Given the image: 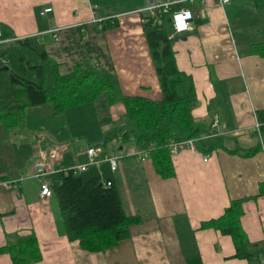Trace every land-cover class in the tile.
Here are the masks:
<instances>
[{"label": "crops", "instance_id": "1", "mask_svg": "<svg viewBox=\"0 0 264 264\" xmlns=\"http://www.w3.org/2000/svg\"><path fill=\"white\" fill-rule=\"evenodd\" d=\"M150 1L0 0V47L28 40L36 51H47L63 73L80 63L103 67L117 74L124 93L158 99L161 88L139 14ZM185 6L193 20L189 31L174 35L177 66L194 81L193 117L208 125L217 119L222 146L209 154L182 147L172 157L175 176L168 179L143 152L119 143L108 149L120 157L112 176L123 208L128 216L141 217V223L132 225L129 238L117 247L89 253L68 239L57 199H41L39 181L31 177L32 162L49 161L51 150L60 149L57 164L62 167L88 158L84 150L81 155L69 152L72 147L61 139L60 116L51 104L27 107L17 126L8 130L0 125V179L17 180L14 189L0 188V249L35 235L43 255L37 264H264V196L243 204L241 223L252 258L234 257L231 236L200 228L223 215L231 201L257 196L264 183V138L255 130L257 114L264 111V57L252 51L264 42V0H229L225 5L195 0ZM117 15L115 28L98 22ZM33 37H40L34 46ZM7 64L0 54V76ZM12 72L10 80L0 79L3 106L17 102ZM29 76L37 80L34 73ZM106 106L116 114L103 118L104 130L125 113L122 103ZM59 143H66L67 150ZM258 145L261 150L253 157L231 152ZM0 264H12L10 255L0 252Z\"/></svg>", "mask_w": 264, "mask_h": 264}, {"label": "trees", "instance_id": "2", "mask_svg": "<svg viewBox=\"0 0 264 264\" xmlns=\"http://www.w3.org/2000/svg\"><path fill=\"white\" fill-rule=\"evenodd\" d=\"M104 23L106 29L115 28L118 19H106ZM143 28L161 88L160 98L124 93L117 74L103 67L80 63L70 72L63 73L60 64L47 51L38 52L28 40H23L22 44L33 55H21L23 73H11L17 102L12 106L0 105V125L11 130L24 118L27 107L44 104H51L53 112L63 116L68 109L94 104L107 92V105L122 103L125 113L112 119L110 126L103 131V141L97 146L105 152L111 151L108 145L112 142L137 151H148L156 172L168 179L175 176L171 142L196 139V146L203 154L220 148L222 141L219 137L206 138L212 132L211 125L193 117L192 110L197 102L195 85L191 76L178 69L173 49L172 17L165 15L159 20L149 19ZM252 51L264 57V42L254 44ZM30 73H34L37 80L32 79ZM257 117L263 124L264 138V111L258 112ZM260 150L261 145H258L249 150L231 152L253 157ZM108 181L112 182L111 186H106ZM52 188L66 236L70 241H79L81 248L89 253H104L117 247L129 238L131 226L141 223V217L126 214L108 163L99 168L91 166L80 174L69 170L54 175ZM260 196H264V183L257 196L231 201L223 215L203 222L200 228L215 229L231 236L236 248L234 257L252 258L241 218L243 204ZM0 252L9 254L12 264H37L43 260L35 235L7 244Z\"/></svg>", "mask_w": 264, "mask_h": 264}, {"label": "built area", "instance_id": "3", "mask_svg": "<svg viewBox=\"0 0 264 264\" xmlns=\"http://www.w3.org/2000/svg\"><path fill=\"white\" fill-rule=\"evenodd\" d=\"M221 5H225L229 0H217ZM195 0H151L147 7L141 9L139 14L141 16L142 24H145L149 19L159 20L162 16L170 15L173 21V30L175 34H181L189 31L191 21L193 20V13L191 8L186 7L185 4L192 5ZM53 9L47 8L41 15L51 12ZM202 15L204 13L202 12ZM118 19V18H116ZM106 19L98 20L100 25L105 22ZM1 37V32H0ZM1 43V41H0ZM219 121L216 119L212 125L211 134L207 135L206 138L217 137L220 133L216 132ZM262 126L263 124L259 122L255 125V130L259 137H262ZM182 147H187L193 151H197L196 139H190L184 142L176 143L171 142V151L175 155L179 152ZM58 149L51 150L49 154V161L43 159L34 160L31 164V177L36 178L40 184V197L41 199L47 200L53 197V188H52V177L61 172H68L69 170L73 171L75 174H80L87 171L91 166L99 168L101 164L108 163L110 166L111 172L117 171L119 167L120 157L117 154L111 152H105L101 146H88L85 150V154L88 158L87 162L83 164H78L72 167H62L59 162V155L57 154ZM145 156H149L148 151H141ZM207 161V156L205 158ZM28 175H22V178H26ZM17 180H2L0 179V188H6L8 190L14 189ZM106 186H111L112 182L108 181L105 183ZM264 262V259H263Z\"/></svg>", "mask_w": 264, "mask_h": 264}, {"label": "rangeland", "instance_id": "4", "mask_svg": "<svg viewBox=\"0 0 264 264\" xmlns=\"http://www.w3.org/2000/svg\"><path fill=\"white\" fill-rule=\"evenodd\" d=\"M118 17L119 15L112 16L111 18L114 19ZM91 29L92 31L94 30L93 28ZM38 38L40 37L32 38V46L38 43L36 41ZM43 39L45 38L43 37ZM3 53L5 54L6 59L9 60V65L7 64L6 66H3L2 69L6 72H1V80H10V71L15 70V72L21 73V68L18 67V56L20 54L31 55L29 48L24 44H21L20 42L18 44L15 42L11 46L5 45L3 47H0V54L3 55ZM98 56L103 57V53L98 52ZM9 66H12L10 70H8ZM63 70L67 69L64 68ZM1 89L6 93L5 86L3 84L1 85ZM9 89L11 93V88ZM107 97V92H104L94 104L71 108L66 115L60 116L58 118L60 123L59 129L65 134L61 137V139H65L66 142L72 147L69 152L75 151V154L81 155V151H85L88 146H96L103 141L102 131L104 130L103 128L106 124L105 122H103V118L105 116H110L111 114H113V112H115L116 114V109L110 110L106 106ZM45 117L47 118V120L51 119L52 113L45 114ZM115 145H117L115 144V142L109 143L108 149L111 150ZM58 146H63L65 148V151L68 147L66 143H59ZM56 152L58 155H61L60 149L59 152Z\"/></svg>", "mask_w": 264, "mask_h": 264}]
</instances>
